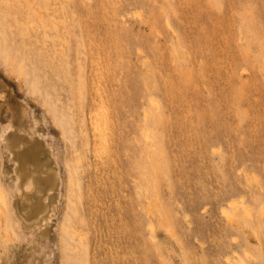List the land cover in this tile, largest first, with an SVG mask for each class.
<instances>
[{"label":"rangeland","instance_id":"374dc122","mask_svg":"<svg viewBox=\"0 0 264 264\" xmlns=\"http://www.w3.org/2000/svg\"><path fill=\"white\" fill-rule=\"evenodd\" d=\"M0 264H264V0H0Z\"/></svg>","mask_w":264,"mask_h":264},{"label":"bare ground","instance_id":"6f19581e","mask_svg":"<svg viewBox=\"0 0 264 264\" xmlns=\"http://www.w3.org/2000/svg\"><path fill=\"white\" fill-rule=\"evenodd\" d=\"M33 10H37L34 6H32V18H31V21L34 23L36 22V15H35V12ZM28 36L29 38L34 41L35 39H32L31 38V35L28 33ZM36 41V40H35ZM97 92V90H96ZM96 107L93 111L90 112V124H91V128H92V132H93V135H94V138L96 140V148L99 150V151H104L105 150V145H101L100 144V138L102 139V137L105 136V130L106 128L108 127V117H107V114H106V111H105V108H104V103L101 99V96H99V101L96 103ZM66 113L64 112L62 115H61V119H63V122H64V128L66 131H68L69 129V125H68V118L66 117ZM107 131V130H106ZM103 135V136H102ZM107 135V133H106ZM104 140L106 141V136L104 138ZM103 140V141H104ZM74 155L77 159V161L79 162L81 160V155L79 154L78 150L77 149H74ZM228 206L232 209V210H235V211H241L247 215L250 216V210L249 208L243 203V200L242 199H239V200H233L231 201ZM224 212L227 213V210L224 209ZM73 227V228H72ZM72 227H68L67 229V233L73 238V239H81L82 238V233L76 229L74 226ZM73 247H76V246H73Z\"/></svg>","mask_w":264,"mask_h":264}]
</instances>
